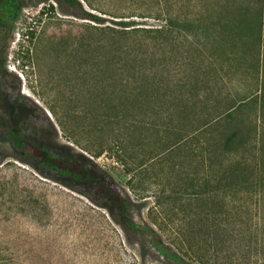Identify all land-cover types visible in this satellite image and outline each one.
Segmentation results:
<instances>
[{"label": "rangeland", "instance_id": "374dc122", "mask_svg": "<svg viewBox=\"0 0 264 264\" xmlns=\"http://www.w3.org/2000/svg\"><path fill=\"white\" fill-rule=\"evenodd\" d=\"M79 1L83 7L64 0H0V264H254L253 257L233 260L224 244L214 248L211 238L216 234L208 238L204 220L194 214L187 219L173 204L170 218H158L162 222L157 226L148 215L156 193L170 189L180 166L194 173L195 165L177 155L165 164L154 163L144 134H134L125 122L127 113L120 111L123 120L117 119L119 103L111 98L110 73L102 70L109 56L99 57L100 41H110L84 11L102 17L105 25L156 27L162 23L154 18L159 0ZM204 1L194 0L195 13L204 9L198 4ZM253 33L244 29L234 39L239 56L251 49ZM182 44L179 40L168 63L173 75L178 72L175 78L183 79L192 70L193 80L208 84L205 95L223 100L224 107L259 96L262 78L251 73L248 60L230 65L224 54L220 63L211 64L207 53L198 57L194 52L197 64L180 68L181 54L188 49ZM160 56L164 59L163 52ZM156 64L164 67V61ZM27 142L90 158L104 151L93 158L91 173L104 179L113 193H128L138 206L131 216L151 225L165 242L185 226L189 250L180 254L169 244L181 259L173 258L150 239L133 234L121 225L117 206L104 194L84 179L39 164L25 153ZM122 148L125 165L114 158ZM263 157L264 152L259 154ZM253 195L247 204L259 223L252 235L255 255L264 244V190Z\"/></svg>", "mask_w": 264, "mask_h": 264}, {"label": "trees", "instance_id": "16d2710c", "mask_svg": "<svg viewBox=\"0 0 264 264\" xmlns=\"http://www.w3.org/2000/svg\"><path fill=\"white\" fill-rule=\"evenodd\" d=\"M64 1L83 7L79 0ZM85 2L92 4L89 0ZM198 4L204 9L195 13L194 0H159L154 18L162 23L156 27L119 28L105 25L98 15L84 13L98 23L96 30L101 36L107 35L110 41L109 44L100 41L102 52L99 57L104 60L109 56L108 66L102 70L110 73L111 98L119 103L117 119L123 120L120 111L127 113L125 122L134 134H144L142 139L150 144L149 158L154 163L165 164L177 155L189 157L195 165L194 173H187L186 167L180 166L170 189L156 193L154 206L148 213L155 220L154 225L159 224L158 218H170V205L173 204V208L187 219L194 214L204 220L208 238H211L210 233L216 234L211 238L215 240L211 241L214 248L224 244L225 251H232L230 257L233 260L253 257L254 264H264V244L262 252L256 250L255 255L251 254L252 235L259 223H254V214L247 204L249 196L264 190V157L259 158L264 152V0H207ZM244 29L254 31L253 39L251 49L239 56L234 39ZM179 40L188 47L181 54L180 68L191 69L197 64L194 52L198 57L207 53V61L211 64L220 63L224 54L230 65H244L248 60L251 73L262 78L259 96L251 102H229L224 107L220 106L223 100L205 95L207 88L204 87L208 84L202 79L193 80L192 70L183 79L175 78L178 72L173 75L168 63L174 57ZM163 45L170 50L165 51V47H160ZM156 47H159L157 51ZM156 61H164V67ZM251 108L254 111L250 113ZM140 116L143 119H139ZM130 143L128 141L127 145L131 146ZM24 151L44 167L92 184L117 206L122 226L141 238L150 239L161 252L181 259L169 244L180 254L189 250L186 244L189 237L183 232L187 230L185 226L171 233L174 234L172 239L165 242L151 225L131 216L138 206L128 193H113L104 179L91 173L90 167L96 164L93 158L104 151H98L90 158L83 154L60 153L44 144L31 142L24 145ZM124 153L122 148L114 156L122 165H125ZM103 172L106 177L113 178L107 171ZM220 216L224 217L223 221Z\"/></svg>", "mask_w": 264, "mask_h": 264}]
</instances>
